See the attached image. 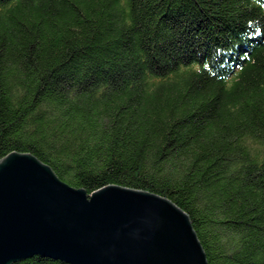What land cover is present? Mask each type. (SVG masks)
Returning <instances> with one entry per match:
<instances>
[{"label":"trees","instance_id":"16d2710c","mask_svg":"<svg viewBox=\"0 0 264 264\" xmlns=\"http://www.w3.org/2000/svg\"><path fill=\"white\" fill-rule=\"evenodd\" d=\"M12 153L170 201L207 264H264V0H0Z\"/></svg>","mask_w":264,"mask_h":264},{"label":"water","instance_id":"95a60500","mask_svg":"<svg viewBox=\"0 0 264 264\" xmlns=\"http://www.w3.org/2000/svg\"><path fill=\"white\" fill-rule=\"evenodd\" d=\"M207 264L188 216L170 201L108 186L91 195L29 154L0 160V264Z\"/></svg>","mask_w":264,"mask_h":264}]
</instances>
